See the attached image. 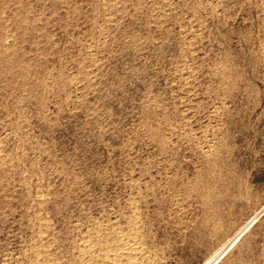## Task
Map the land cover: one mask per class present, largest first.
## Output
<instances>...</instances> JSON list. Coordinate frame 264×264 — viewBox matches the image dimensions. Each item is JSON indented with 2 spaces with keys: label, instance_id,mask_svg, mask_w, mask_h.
<instances>
[{
  "label": "rangeland",
  "instance_id": "obj_1",
  "mask_svg": "<svg viewBox=\"0 0 264 264\" xmlns=\"http://www.w3.org/2000/svg\"><path fill=\"white\" fill-rule=\"evenodd\" d=\"M127 232L149 264H264V0H0V264Z\"/></svg>",
  "mask_w": 264,
  "mask_h": 264
},
{
  "label": "bare ground",
  "instance_id": "obj_2",
  "mask_svg": "<svg viewBox=\"0 0 264 264\" xmlns=\"http://www.w3.org/2000/svg\"><path fill=\"white\" fill-rule=\"evenodd\" d=\"M255 220L253 217L242 229L238 230L233 236L229 238L217 251L215 255L211 258L212 261H217L225 254L227 248L233 245L237 239L240 237L242 232L251 226L252 222ZM117 242V241H116ZM115 243V242H114ZM92 247V246H90ZM111 250L106 251L105 260L106 264H115V260L126 261L127 263H135L139 261V258H142V261L149 264L146 256H140L142 253V248L139 243V234L137 232H127L123 233L119 238L118 242L115 245H111ZM140 256V257H139ZM210 260V261H211Z\"/></svg>",
  "mask_w": 264,
  "mask_h": 264
}]
</instances>
